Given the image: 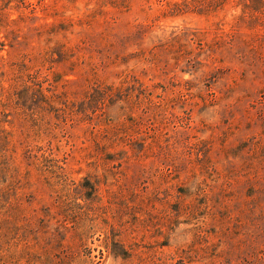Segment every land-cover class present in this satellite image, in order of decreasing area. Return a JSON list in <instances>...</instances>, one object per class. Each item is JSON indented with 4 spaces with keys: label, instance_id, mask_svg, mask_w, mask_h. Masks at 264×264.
<instances>
[{
    "label": "rangeland",
    "instance_id": "374dc122",
    "mask_svg": "<svg viewBox=\"0 0 264 264\" xmlns=\"http://www.w3.org/2000/svg\"><path fill=\"white\" fill-rule=\"evenodd\" d=\"M0 264H264V0H0Z\"/></svg>",
    "mask_w": 264,
    "mask_h": 264
}]
</instances>
